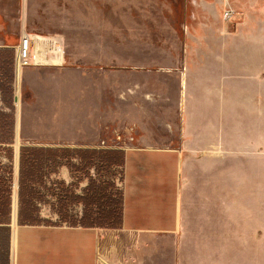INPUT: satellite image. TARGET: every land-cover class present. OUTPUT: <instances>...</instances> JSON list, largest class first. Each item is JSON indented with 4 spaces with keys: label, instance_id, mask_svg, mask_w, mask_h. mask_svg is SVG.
<instances>
[{
    "label": "crops",
    "instance_id": "obj_1",
    "mask_svg": "<svg viewBox=\"0 0 264 264\" xmlns=\"http://www.w3.org/2000/svg\"><path fill=\"white\" fill-rule=\"evenodd\" d=\"M194 2L179 55L175 49L172 60L158 59L157 74L172 81L175 96L133 95L139 136L122 154V211L110 264H261V221L246 215L255 204L245 193L260 192L264 166V0H239L243 16L235 28L222 19L228 0ZM14 47L0 46L10 72ZM53 61L61 64V54ZM14 77L18 85L21 73ZM149 100L170 103L161 125L147 120ZM15 104L17 128V96ZM17 168L16 148L1 264H98L97 226L16 222Z\"/></svg>",
    "mask_w": 264,
    "mask_h": 264
},
{
    "label": "rangeland",
    "instance_id": "obj_2",
    "mask_svg": "<svg viewBox=\"0 0 264 264\" xmlns=\"http://www.w3.org/2000/svg\"><path fill=\"white\" fill-rule=\"evenodd\" d=\"M238 1L228 0L239 17L223 20L232 28L242 18ZM189 2L195 3L0 0V46H15L25 31L54 37L62 47L61 64L47 61L45 54L39 64L23 68L18 85L9 55L0 52V219L13 217L17 148L16 222L97 226L103 233L98 264H110V240L120 229L123 150L97 148L100 128L136 124L140 107L133 95L175 96L167 86L172 81L157 74L163 71L158 59L172 60L168 54L175 49L179 55ZM169 106L166 100H149L152 119L147 120L161 125ZM245 199L255 204L246 215L261 221L264 264V166L260 192L254 197L246 192Z\"/></svg>",
    "mask_w": 264,
    "mask_h": 264
},
{
    "label": "built area",
    "instance_id": "obj_3",
    "mask_svg": "<svg viewBox=\"0 0 264 264\" xmlns=\"http://www.w3.org/2000/svg\"><path fill=\"white\" fill-rule=\"evenodd\" d=\"M239 15L240 13L229 2L225 3L222 10V19L224 21L233 20ZM33 45L35 49L32 48ZM59 53L62 56V47L56 38L22 31L20 39L14 47L13 69L15 75L19 76L25 66L39 64L45 54L49 57L48 61L54 63L53 60L58 58ZM100 132L101 137L96 147L103 149L126 150L135 146L138 136L136 124H106L100 128Z\"/></svg>",
    "mask_w": 264,
    "mask_h": 264
},
{
    "label": "trees",
    "instance_id": "obj_4",
    "mask_svg": "<svg viewBox=\"0 0 264 264\" xmlns=\"http://www.w3.org/2000/svg\"><path fill=\"white\" fill-rule=\"evenodd\" d=\"M121 211H122V199H121V205H120V220H121ZM9 220V217L5 219L4 217L0 219V240L3 238L4 239V249H5V257L8 249V237H9V232L10 228L6 224L7 221ZM85 225H91V224H85ZM2 237V238H1ZM1 248V244H0ZM0 264H1V252H0Z\"/></svg>",
    "mask_w": 264,
    "mask_h": 264
},
{
    "label": "water",
    "instance_id": "obj_5",
    "mask_svg": "<svg viewBox=\"0 0 264 264\" xmlns=\"http://www.w3.org/2000/svg\"><path fill=\"white\" fill-rule=\"evenodd\" d=\"M16 99V98H15Z\"/></svg>",
    "mask_w": 264,
    "mask_h": 264
}]
</instances>
